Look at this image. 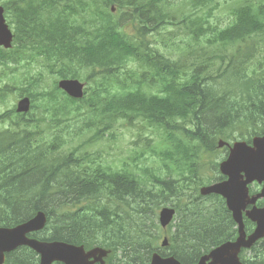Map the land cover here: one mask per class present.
<instances>
[{
    "label": "trees",
    "instance_id": "16d2710c",
    "mask_svg": "<svg viewBox=\"0 0 264 264\" xmlns=\"http://www.w3.org/2000/svg\"><path fill=\"white\" fill-rule=\"evenodd\" d=\"M51 1L58 10L52 4L48 14L54 17L38 24L44 11L33 3L43 10ZM40 2L30 3L28 12L17 0L5 8L20 48L0 49V66L10 70L0 100L17 92L30 97L32 110L0 115V125L7 124L0 128V226H15L43 211L53 238L85 245H125L131 228L157 227L141 215L161 202L136 174L102 163L98 154L80 153L82 147L68 155L59 152L78 135L99 142L122 127L139 131L146 124L167 133L162 156L180 150L188 159L190 152L197 158L213 152L217 139L231 138L227 129L264 134V0L229 3L225 27L209 23L220 6L215 0ZM110 5L119 16L110 13ZM167 26H183L194 47L174 61L148 45L150 35ZM132 61L138 70L127 65ZM60 79L91 87L82 100H74L57 88ZM180 175L179 183L169 178L157 184L162 198H172L177 208L175 257L192 264L232 240L235 225L223 199L199 196V174ZM192 184L196 194L186 195ZM252 227L246 222L247 231ZM131 246L143 258L150 252L142 244ZM246 263L264 264V240L250 250Z\"/></svg>",
    "mask_w": 264,
    "mask_h": 264
},
{
    "label": "water",
    "instance_id": "95a60500",
    "mask_svg": "<svg viewBox=\"0 0 264 264\" xmlns=\"http://www.w3.org/2000/svg\"><path fill=\"white\" fill-rule=\"evenodd\" d=\"M10 39L9 31L4 24L0 10V45L5 48L10 47ZM59 86L74 98L82 96V85L77 81H64ZM28 110L29 100L27 98L18 103L17 112H27ZM219 146L221 147L222 143H219ZM220 170L223 175L228 177V180L204 188L201 192L203 195L220 194L226 199L227 208L239 226V237L235 242L226 243L213 250L197 264H241L238 259L240 250L250 248L258 239L264 237V208L257 209L255 207L256 201L264 198V138L255 139L253 147H249L244 143L235 144L230 150L228 159L221 163ZM255 181L258 184H263V187L259 194L249 197L247 186ZM249 205L253 207L246 210ZM242 212H245L246 217L256 223L255 231L248 237H246L243 230ZM172 215L173 211L171 210L164 209L161 211L160 222L163 227L170 222ZM45 222V215L38 213L32 220L13 229L0 228V264L3 262L4 252L13 250L20 245H26L41 254L42 264H50L55 257L65 264H83V257L80 259L78 256L69 257L66 255L68 252L76 253L70 248H63L61 245L56 244L39 243L26 238L27 234L41 230ZM209 260L211 261L207 263ZM153 264L179 263L173 259L162 261L154 257Z\"/></svg>",
    "mask_w": 264,
    "mask_h": 264
},
{
    "label": "rangeland",
    "instance_id": "374dc122",
    "mask_svg": "<svg viewBox=\"0 0 264 264\" xmlns=\"http://www.w3.org/2000/svg\"><path fill=\"white\" fill-rule=\"evenodd\" d=\"M223 2V0H218ZM228 13L225 10H218L215 12V17L213 21H217L218 23L221 24V26H224L229 20L227 18ZM168 31H165L163 35H165ZM153 41L158 45L161 46L160 40L158 38H154ZM7 82L6 77L2 79L0 83V87L4 85ZM16 96L17 93H14L9 99L6 100L4 104L0 103V113H3L6 110L11 109L15 104H16ZM152 137L150 138L153 140L156 145L158 143V138L159 136L157 135H149L147 132H144V135H137L135 128H132L131 130L122 127L120 131L117 134V138L114 141H108V142H101V143H89V136H77L75 137L73 143L67 146V150H70L71 147H77L80 146L82 147V150H85L91 154L97 152L100 154L101 159L104 162L110 163L114 167L121 168L123 165H127L128 167L133 166V161H132V150L135 149H141L143 147L142 143H138L139 139L144 140V137ZM217 156L215 157L216 159H223L225 156L224 151H219L216 153ZM145 161H140L138 164L140 167H147V168H153V169H159V173L161 175L166 174L165 168L159 163L155 157L152 158V156H146ZM208 161H210L211 158H207ZM207 168V169H206ZM213 172V169L210 168V166H206L205 169H203V173L206 175H209L210 172ZM139 174L144 175V173L138 171ZM145 184V181H149L148 178L145 176L144 180H142ZM148 187L151 188L152 184L149 183ZM157 186L153 188L155 190ZM159 211V210H158ZM157 211V213H158Z\"/></svg>",
    "mask_w": 264,
    "mask_h": 264
},
{
    "label": "flooded vegetation",
    "instance_id": "af4514ba",
    "mask_svg": "<svg viewBox=\"0 0 264 264\" xmlns=\"http://www.w3.org/2000/svg\"><path fill=\"white\" fill-rule=\"evenodd\" d=\"M131 253L133 254L132 250ZM24 258V260H23ZM114 260L110 264H114ZM5 264H39V258L34 253L27 251L23 252L22 248H18L9 253H5ZM61 264V263H54Z\"/></svg>",
    "mask_w": 264,
    "mask_h": 264
}]
</instances>
